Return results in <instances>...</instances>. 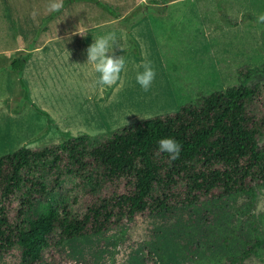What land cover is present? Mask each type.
<instances>
[{"label":"rangeland","instance_id":"1","mask_svg":"<svg viewBox=\"0 0 264 264\" xmlns=\"http://www.w3.org/2000/svg\"><path fill=\"white\" fill-rule=\"evenodd\" d=\"M97 1L102 5L63 0L62 11L49 20L54 13L47 10L49 0H0V157L74 137L64 130V122L55 129L54 120L37 108L32 92L21 81L22 71L10 68L13 60H22V51L36 44L42 32L122 29L126 39L117 37V43L129 46L122 52L126 71L121 73L123 84L117 96L131 105L120 114L100 111L106 125L132 123L128 120L132 115L138 122L145 120L141 117L171 114L241 82H264V25H258L254 15L264 13V0ZM136 58L137 65L148 60L155 68L156 78L148 92L136 83L137 70L143 71L134 64ZM43 60V71L52 76L46 86L48 98L66 102L56 117H68L77 131L88 130L92 125L86 122L84 95L96 82L90 78L94 73L90 64L87 68L76 59L65 62L50 52ZM129 85L131 90H127ZM262 190L143 217L127 226L48 247L41 264H228L229 256L239 257L256 239L263 241L257 254L240 264H264ZM0 264L22 263L13 252L0 258Z\"/></svg>","mask_w":264,"mask_h":264},{"label":"trees","instance_id":"2","mask_svg":"<svg viewBox=\"0 0 264 264\" xmlns=\"http://www.w3.org/2000/svg\"><path fill=\"white\" fill-rule=\"evenodd\" d=\"M81 1L102 5L68 0ZM27 57L10 68L20 73ZM165 137L182 145L178 159L158 153ZM262 187L264 82L252 80L171 114L1 156L0 258L16 252L22 264H41L48 247ZM262 244L256 239L228 264Z\"/></svg>","mask_w":264,"mask_h":264},{"label":"crops","instance_id":"3","mask_svg":"<svg viewBox=\"0 0 264 264\" xmlns=\"http://www.w3.org/2000/svg\"><path fill=\"white\" fill-rule=\"evenodd\" d=\"M111 24L115 25L116 22L108 23V25ZM107 28L108 29H106V27L98 28L99 30H97L94 27L89 29H84L87 32V35L85 37H81L80 35H73V33L76 30L63 32V33H56V34L54 32H49V31H46L44 33L42 32L40 38L39 37L36 38L35 41L36 44L34 43V45L31 46L29 49L22 51L24 55L28 56V59L24 62L22 68L21 81L26 82L27 90H30L32 92L31 94L33 97V101H35L37 108H39V110L42 113H45L50 120H54L55 129H57L58 125L60 126L59 124L60 122H64L65 123V126H63L64 130H68L70 132L69 134L74 137L81 135L94 136L97 134L106 133L114 129L132 124L136 119L135 115H132L131 118L128 119L132 123H121L120 121L119 125L118 124L106 125L105 118L102 116L100 112L105 109H110L111 112L115 114H120L121 111L127 108V105H131L130 103L128 104V102H126L123 98L117 96L121 94L120 90H118L121 84L114 85L113 87L110 88H105L103 91H101L100 87L96 84V82L95 83L92 82V85L90 86V90H89L90 92L84 95V97H87L86 103L84 105L86 107V111H85V115L87 117L86 122L92 126L95 124V126L93 128H91L92 127L91 126L86 131H81L80 129H78L77 131L75 129V125L67 121L68 117H64V116L56 117L57 114H60L61 104L62 103L66 104V102L65 100H59L58 99L59 97H54L55 100L52 97L48 98V94H46L47 92L46 86L48 84L47 82L50 83L52 78V76L49 73L43 71V61H44L43 59L46 53L50 52V54H52L53 56L56 54L57 57L63 59L65 62L76 59V61H78L80 64H83L88 68V64H86L87 54L85 50L91 43L94 42L95 37L106 35L111 33L112 31H116L119 32V35L115 34L116 37H120V39H122L123 37L126 39V35L124 36L121 28H116L115 26L114 27L108 26ZM50 29L51 28H49V30ZM93 31H106V32L93 33ZM132 37L135 38V36ZM63 40H65L66 43L62 45H60V43H57ZM134 40L136 41L137 45H139L138 40L136 38ZM118 46L122 47L123 50L120 49L119 47L115 48L116 54L119 52L120 56H122V52L124 50H127L129 45L127 43L121 42V44ZM55 48H57V51L55 50ZM67 54H69L70 57H67L66 56ZM33 61H36V64ZM138 61H139L138 58H136L134 64L137 65ZM32 64H34L33 68H32ZM90 67L92 68L91 65ZM90 78H93L96 81L98 78V74L94 72L90 75ZM62 88L63 87H60L57 88L56 90L60 92L62 91ZM131 88L132 86L129 85L127 90L129 89L131 90ZM78 90L82 91L80 86ZM85 91H87V89H85ZM67 101H69V99H67ZM67 104L70 103L67 102ZM97 104L101 105L102 108L99 109L97 107ZM53 105H55V107ZM57 110H59V113ZM20 114L21 113H19L18 115ZM50 116L54 118H51Z\"/></svg>","mask_w":264,"mask_h":264},{"label":"clouds","instance_id":"4","mask_svg":"<svg viewBox=\"0 0 264 264\" xmlns=\"http://www.w3.org/2000/svg\"><path fill=\"white\" fill-rule=\"evenodd\" d=\"M63 7V0H49L47 4V10L49 12L59 13L62 11ZM33 14L35 15V12ZM254 15L255 22L258 25H264V13H254ZM73 35L85 37L87 32L82 28H76ZM117 47L119 46L115 33H109L95 37L94 42L86 49V64H90L93 71L98 74L96 84L100 87L101 91L117 84H123L121 73L126 71V60L124 56L116 55L115 48ZM119 48L123 50L122 47ZM136 67L137 69L143 68V71L137 70L136 72V83L140 86L142 91L148 92L152 88L156 78L155 68L152 62L148 60H144L142 64ZM141 119L148 120L146 117H141ZM181 150L182 145L172 137L161 138L158 141V153H167L170 160L178 159ZM256 211H258V209Z\"/></svg>","mask_w":264,"mask_h":264}]
</instances>
